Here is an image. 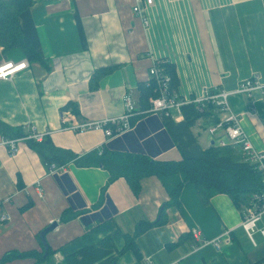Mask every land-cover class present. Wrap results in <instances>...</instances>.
Wrapping results in <instances>:
<instances>
[{"label": "crops", "instance_id": "0c3cea01", "mask_svg": "<svg viewBox=\"0 0 264 264\" xmlns=\"http://www.w3.org/2000/svg\"><path fill=\"white\" fill-rule=\"evenodd\" d=\"M134 0H35L17 16L26 42L39 54L28 59L20 48L2 50L0 63L27 66L0 79V120L11 127L33 126L56 148L79 157L103 146L145 154L156 160L204 157L223 168H249L241 157L207 156L218 146L207 132V111H198L203 91H229L228 103L256 150L264 152V95L237 93L239 82L256 75L264 84V0H151L140 3L147 18L132 12ZM155 59L175 70L179 97L187 102L168 117L141 109L137 85L146 82ZM114 66L90 87L94 71ZM128 93L135 106L131 126L105 137L101 130L74 131L61 122L62 107L77 105V120H101L123 112ZM149 107V100L147 101ZM217 114V113H216ZM219 114H217V119ZM132 118V117H131ZM130 118V121H131ZM0 135V257L5 253L49 251L41 264H254L264 258V216L252 241L242 229L241 208L225 193L204 204L194 184L179 191V206L163 205L184 175H149L134 194L123 177L109 179L97 165L73 160L51 165L24 141L10 155ZM100 150V152H99ZM18 181L21 186L18 185ZM30 202L28 207H23ZM164 207V221L134 237L138 255L124 245L141 221L154 222ZM63 212L66 218L60 219ZM52 222L56 226L40 232ZM198 238L211 240L224 230L231 240L220 250L192 249ZM110 238L112 246L100 244ZM15 256L2 264H32Z\"/></svg>", "mask_w": 264, "mask_h": 264}, {"label": "trees", "instance_id": "16d2710c", "mask_svg": "<svg viewBox=\"0 0 264 264\" xmlns=\"http://www.w3.org/2000/svg\"><path fill=\"white\" fill-rule=\"evenodd\" d=\"M32 0H0V46L2 50L10 48H20L28 57V59L39 60V54L26 42L22 36L17 23L18 14L29 6ZM165 70L171 75L172 86L176 88L175 70L171 63H165ZM114 66H107L94 71L90 78V87L97 85V79L102 74L108 73ZM141 109L147 111V101L151 96L155 95V82L149 79L146 82H140L137 85ZM63 109H70L73 113L78 114L77 105L73 102H67ZM209 112V110H208ZM134 115V114H133ZM133 115L131 123L133 121ZM211 121L217 120V114H212ZM0 135L2 138H20L25 135V131L21 127H11L0 120ZM24 142L35 151H37L42 160L50 165H62L63 163L73 160L81 166L97 165L105 168L109 172V179L123 177L129 188L134 194L140 189V179L149 175L168 176L176 173L184 175L182 183H179L169 193V200L163 205L179 206V191L183 184L192 183L196 187L197 195L202 203L206 204L209 198L216 193L227 194L235 206L241 208L246 205L252 192L260 191L263 185L260 181L259 173L252 167L249 168H223L204 157L183 158L180 160H156L151 157L135 152H126L120 150H112L106 146L101 148V152L91 151L82 156H78L68 150L56 148L50 142L47 135L41 141H35L26 138ZM207 156H217L221 154L229 155L233 160L241 158L240 148L234 144H225L221 146L211 147L205 151ZM18 185L21 183L18 181ZM27 202L23 207H28ZM159 211V216L154 222L141 221L137 224L133 235L124 234V245L118 251L130 249L138 255V248L134 237L148 229L150 226L162 223L164 221V207ZM66 212H63L60 219L66 218ZM101 245L111 247L110 238L100 241ZM49 251L45 254L35 250L25 251L21 253H5L0 257V264L14 258L15 256L34 257L32 264H41L47 257ZM254 264H264V258Z\"/></svg>", "mask_w": 264, "mask_h": 264}, {"label": "built area", "instance_id": "2783aa9c", "mask_svg": "<svg viewBox=\"0 0 264 264\" xmlns=\"http://www.w3.org/2000/svg\"><path fill=\"white\" fill-rule=\"evenodd\" d=\"M35 1V0H32ZM59 1V0H57ZM149 5L151 0H134L131 8L132 12L138 14L144 25L147 24V18L143 14L140 3ZM165 59H155L148 69V79L155 82V95L149 98V107L147 111L159 114L161 117H168L171 110L179 111L180 106L187 102L179 97L172 86L171 75L165 70ZM27 66L26 60L18 62L4 61L0 63V79H7L18 71ZM261 90L264 95V84H261L256 75L250 76L239 82L236 92L250 96L253 90ZM230 92L213 88L212 90H204L198 101V111L205 113L207 117L212 118V114H219L216 121H212L207 127V132L212 140L219 146L225 144H234L240 148L241 157L254 168L260 176L263 188L260 191L252 192L246 205L241 208L240 225L245 231L248 238L254 244L252 235L256 231V223L264 216V152L256 150L241 126V117L233 112L228 103ZM123 112L118 116L104 118L101 120H83L79 121L76 115L70 110L65 109L61 114V122L66 129L74 131L101 130L105 137H111L119 134L123 130L131 126L130 118L135 113V106L131 96L125 93L122 97ZM209 110V112H208ZM45 136L44 132L36 131L33 126H27L25 135L20 138H2L1 143L5 146L10 155L18 151V141H24L26 138L35 141H41ZM100 152V150H99ZM57 167L51 165V171H56ZM8 219L7 214L0 215V222ZM264 237V228L260 230ZM194 238L197 240L192 244V249L197 250L200 246L211 245L215 250H220L225 244L231 240L230 232L224 230L211 240L198 238V231L192 230ZM144 264H152L149 256L142 257Z\"/></svg>", "mask_w": 264, "mask_h": 264}, {"label": "water", "instance_id": "95a60500", "mask_svg": "<svg viewBox=\"0 0 264 264\" xmlns=\"http://www.w3.org/2000/svg\"><path fill=\"white\" fill-rule=\"evenodd\" d=\"M56 226L55 222H52L49 226H47L46 228H44L41 232H40V237L41 239H43V236L46 232L52 230L54 227Z\"/></svg>", "mask_w": 264, "mask_h": 264}]
</instances>
